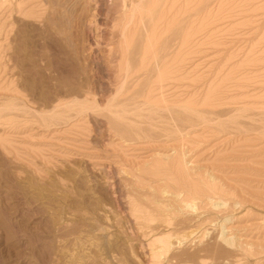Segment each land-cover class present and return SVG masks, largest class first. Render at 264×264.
Masks as SVG:
<instances>
[{"label":"rangeland","instance_id":"1","mask_svg":"<svg viewBox=\"0 0 264 264\" xmlns=\"http://www.w3.org/2000/svg\"><path fill=\"white\" fill-rule=\"evenodd\" d=\"M140 2L0 0V264H147L131 210L194 204L264 264V0Z\"/></svg>","mask_w":264,"mask_h":264},{"label":"bare ground","instance_id":"2","mask_svg":"<svg viewBox=\"0 0 264 264\" xmlns=\"http://www.w3.org/2000/svg\"><path fill=\"white\" fill-rule=\"evenodd\" d=\"M137 2L141 4V2L143 1L140 2V0H137ZM188 207L190 209L189 211H191L194 215H190V217L187 219H185L184 216L181 217L183 219H177V220L176 219L174 220L172 218L173 216L171 218L167 216V218L165 217V218L159 219L158 217H155L156 216L155 214L154 216L153 214L149 213V215H147L146 218L141 219V221L144 220L146 224L145 223L143 224V222H141L140 219L137 218L138 216L135 215V214H140V213L143 214L142 209L144 208L140 207V208L131 210V214L135 218L134 221L136 222L135 232L133 234L134 240L131 239L132 241L135 242V244H131L130 246L131 248L130 251L132 252L133 258L139 263H142L143 260H146L147 264H208L209 262L207 259L208 257H205L206 255H204L205 252L208 251V248L206 249V251L204 250V247L199 248L197 250L193 249L192 252L190 251L191 253L188 251H185V249L182 248L184 244L192 245L193 243H197L199 241L201 243L200 239L203 238L202 236L204 235V232H205L204 229H206L205 226H207V224L212 223L209 220H206V219L204 220L200 218V214L196 215L195 204L190 205ZM164 215L166 216V213ZM171 215H175V214H171ZM217 229H218L217 235L219 236L218 239H222V240H218V242L223 241V243H226V245L232 246L230 240H227L226 238H224L225 230H224L223 225L222 224L220 225V223H218ZM193 246H195V244ZM217 246H219V244ZM177 247L178 248L181 247L182 249H184L183 250L184 252L183 253L179 252L180 254L174 253ZM220 247L221 246L216 247V249ZM212 249L210 248L209 250L211 251ZM222 249L224 248L222 247ZM220 250L217 251V256L219 254H223V257H224L225 253H223ZM214 251L216 250L214 249ZM219 251L222 253H220ZM229 254L230 253H228V256ZM215 256H216V253H215Z\"/></svg>","mask_w":264,"mask_h":264}]
</instances>
